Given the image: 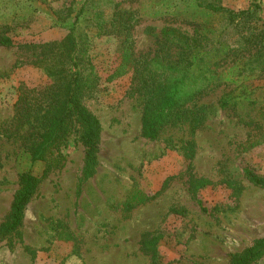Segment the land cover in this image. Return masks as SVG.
Segmentation results:
<instances>
[{"label":"rangeland","instance_id":"rangeland-1","mask_svg":"<svg viewBox=\"0 0 264 264\" xmlns=\"http://www.w3.org/2000/svg\"><path fill=\"white\" fill-rule=\"evenodd\" d=\"M249 2L221 3L238 10ZM75 16L79 30L92 35L101 77L83 99L101 125L96 164L83 174V148L71 136L63 166L39 183L20 225L7 233L19 175L42 170L28 151L36 125L21 118L17 96L51 84L29 61ZM135 19V55L153 54L164 26L209 33L207 60L191 66L184 101L153 139L141 135L146 96L128 74L108 80L125 48L123 23ZM263 21L260 11L247 27L228 25L192 0H0V30L12 39L0 45V264H231L264 237V186L246 176L249 170L264 179V125L240 117L257 116L264 104V59L241 43ZM227 95L236 104L223 109L219 100ZM201 179L210 184L197 188ZM135 196L144 201L128 206ZM152 236H160L155 253L143 246ZM251 264H264V255Z\"/></svg>","mask_w":264,"mask_h":264},{"label":"trees","instance_id":"trees-1","mask_svg":"<svg viewBox=\"0 0 264 264\" xmlns=\"http://www.w3.org/2000/svg\"><path fill=\"white\" fill-rule=\"evenodd\" d=\"M221 2L222 0H192L195 9L221 17L228 25L241 28L250 25L258 12H264V0H250L245 8L238 10L225 7ZM81 12L82 9L79 10ZM173 16L177 17L179 13ZM130 18L133 19L132 16ZM136 21L135 19L127 25L123 23L126 30L123 40L125 48L108 80L128 74L135 89L146 96L141 117V135L153 139L165 125L173 122L175 110L184 101L186 93L182 88L188 78V71L192 70L191 66L207 60L210 52L206 48L209 33H201L199 29H195L189 34L164 26L159 31V41L153 54L147 52L135 55L131 50L130 28ZM78 22L79 18L75 16L72 27L61 38L42 43L38 55L29 61L43 69L51 80V84L44 89L26 88V94L20 92L16 101V104L22 102L25 105L21 107V118L36 125L34 140L28 151L31 163H40L42 170L40 173L27 170L19 175V189L10 204L7 222L2 226L4 232H11L20 225L25 205L39 183L50 172L63 166L66 159L65 146L71 136L83 148V174L88 175L96 164L101 125L98 118L87 109L83 99L96 93L101 77L90 52L92 35L79 30V26H76ZM6 32L0 30V45L10 46L12 39ZM241 38V43L254 50L256 58L264 59V21L259 30ZM202 91L203 86L197 87L191 96ZM231 98L229 95L222 97L219 106L226 109L235 105V100L232 103ZM257 113V116H239L246 124L264 125V104L258 107ZM246 176L250 182L264 186V179L249 170L246 171ZM209 184V180L201 179L197 188ZM142 201V196L132 197L128 206ZM198 204L203 210L200 201ZM159 239L160 236H152L144 240L143 246L155 253ZM263 255L264 237L254 240L233 258L231 264H251Z\"/></svg>","mask_w":264,"mask_h":264}]
</instances>
